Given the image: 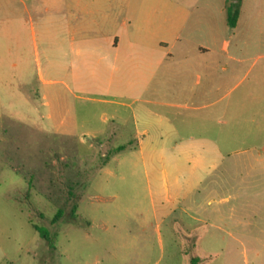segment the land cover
<instances>
[{
    "label": "rangeland",
    "instance_id": "1",
    "mask_svg": "<svg viewBox=\"0 0 264 264\" xmlns=\"http://www.w3.org/2000/svg\"><path fill=\"white\" fill-rule=\"evenodd\" d=\"M40 1L0 19V264H264V17L194 2L120 94L47 50Z\"/></svg>",
    "mask_w": 264,
    "mask_h": 264
},
{
    "label": "crops",
    "instance_id": "2",
    "mask_svg": "<svg viewBox=\"0 0 264 264\" xmlns=\"http://www.w3.org/2000/svg\"><path fill=\"white\" fill-rule=\"evenodd\" d=\"M17 1L22 0H0V19L5 14L2 8H11ZM194 2L197 6L200 0H41L42 39L48 51L54 45L65 55L78 51L85 57L86 67L94 66L93 77L97 78L103 70L108 91L122 94L127 91L130 72L144 69L148 72L147 81H153L162 52L170 48L172 56L187 35ZM240 3L237 24L231 28L235 32L243 22L250 29L258 15L264 17V0ZM227 26L230 28L228 16ZM228 48L225 42L224 50L228 52ZM209 52L208 48H200L201 54ZM256 88L253 86L248 97L260 102ZM119 119L115 116L111 120Z\"/></svg>",
    "mask_w": 264,
    "mask_h": 264
},
{
    "label": "trees",
    "instance_id": "3",
    "mask_svg": "<svg viewBox=\"0 0 264 264\" xmlns=\"http://www.w3.org/2000/svg\"><path fill=\"white\" fill-rule=\"evenodd\" d=\"M240 0H229V4L227 6V16H228V25L230 27H235L240 15ZM126 150V147H120L119 152ZM36 230L40 233V235L47 239V232L39 227H36ZM201 259L198 257H195L191 260L190 264H200Z\"/></svg>",
    "mask_w": 264,
    "mask_h": 264
}]
</instances>
